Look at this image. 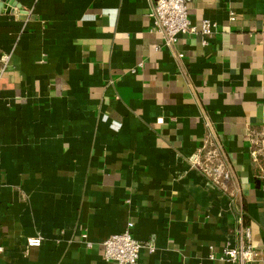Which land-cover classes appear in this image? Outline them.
I'll return each instance as SVG.
<instances>
[{
  "label": "crops",
  "instance_id": "crops-1",
  "mask_svg": "<svg viewBox=\"0 0 264 264\" xmlns=\"http://www.w3.org/2000/svg\"><path fill=\"white\" fill-rule=\"evenodd\" d=\"M151 2L0 11V264H118L103 243L131 221L156 247L140 264H239L222 253L242 243L264 253V0H193L199 32L174 46ZM212 131L235 171L226 186L196 167Z\"/></svg>",
  "mask_w": 264,
  "mask_h": 264
},
{
  "label": "built area",
  "instance_id": "built-area-1",
  "mask_svg": "<svg viewBox=\"0 0 264 264\" xmlns=\"http://www.w3.org/2000/svg\"><path fill=\"white\" fill-rule=\"evenodd\" d=\"M151 1L152 5L149 16L152 21V29L163 35L166 45L174 46L180 34L199 32L198 27L193 25L189 18V8L193 0ZM231 19H236V13L231 12ZM215 26L216 23L207 19L203 21L200 31L204 35L210 36ZM178 56L182 57L183 53H179ZM10 63V53L0 55V85ZM159 122L162 123L163 119H159ZM197 156L199 158L197 159L196 167L214 184L226 186L228 181L236 177L224 145L214 131L205 139ZM262 191L264 193V175ZM133 225L132 221L129 222L123 232L113 234L104 241L105 258L107 260L116 261L118 264H140L139 260L143 248H148L150 252L155 251L154 241L143 242L134 237L132 233ZM246 236L250 239L251 232L249 229L246 231ZM83 238L87 242L86 234H83ZM43 240L44 238L41 236L28 237L27 246L39 247L42 245ZM87 245L92 246V243L87 242ZM222 258L227 261L238 262L239 264L255 260H259L264 264V253H259L251 243H242L238 248L226 247L222 253Z\"/></svg>",
  "mask_w": 264,
  "mask_h": 264
},
{
  "label": "water",
  "instance_id": "water-1",
  "mask_svg": "<svg viewBox=\"0 0 264 264\" xmlns=\"http://www.w3.org/2000/svg\"><path fill=\"white\" fill-rule=\"evenodd\" d=\"M9 3H11V0H0V11L3 8H6L7 11H10L12 7H10V5H8Z\"/></svg>",
  "mask_w": 264,
  "mask_h": 264
}]
</instances>
